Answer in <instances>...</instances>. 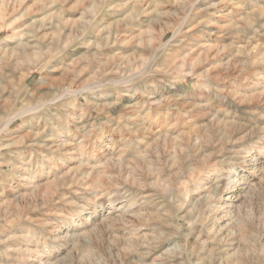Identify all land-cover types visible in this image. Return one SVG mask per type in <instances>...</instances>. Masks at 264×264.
Listing matches in <instances>:
<instances>
[{"label": "rangeland", "instance_id": "rangeland-1", "mask_svg": "<svg viewBox=\"0 0 264 264\" xmlns=\"http://www.w3.org/2000/svg\"><path fill=\"white\" fill-rule=\"evenodd\" d=\"M0 264H264V0H0Z\"/></svg>", "mask_w": 264, "mask_h": 264}, {"label": "bare ground", "instance_id": "bare-ground-1", "mask_svg": "<svg viewBox=\"0 0 264 264\" xmlns=\"http://www.w3.org/2000/svg\"><path fill=\"white\" fill-rule=\"evenodd\" d=\"M19 29H20V28H19ZM19 29H18V30H15L14 35H16V37H19V38L21 39V38L24 37L25 33L23 32V33H24V34H23L22 31L20 32ZM12 36H13V35H12ZM9 38H11V37H9ZM18 113H19V112H18Z\"/></svg>", "mask_w": 264, "mask_h": 264}]
</instances>
